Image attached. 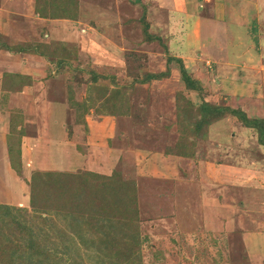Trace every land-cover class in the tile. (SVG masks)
<instances>
[{"label":"rangeland","instance_id":"rangeland-1","mask_svg":"<svg viewBox=\"0 0 264 264\" xmlns=\"http://www.w3.org/2000/svg\"><path fill=\"white\" fill-rule=\"evenodd\" d=\"M255 5V10L247 8L242 14L241 25L230 27L231 46L234 53L237 51L233 59L239 61L234 75L227 77L226 66L218 67L216 61L203 59L204 54L200 57L184 54L185 49L180 44L174 45L175 40L167 43V35L157 39L156 31L148 30L141 13L137 17V9L132 6H126L125 12L137 17L136 22L121 20L123 29L110 28L111 22L99 24L97 29L91 23L85 24L92 17L87 9L90 16L80 18L85 30H77L71 37V33L67 34L68 38L82 41V46L75 42L69 47L73 52V68L65 77V85L61 79L57 82L60 91L64 86L59 100H67L72 85L75 91L72 99L76 97L78 101H68L67 108L56 110L54 124L58 135H51L50 140L43 136L39 143L30 142L26 170L20 157L17 158L26 204L15 201L18 205H11L14 197L9 195L21 188L3 185L9 175L6 171L15 169L11 162L3 161L5 164L0 166L3 180L0 203L16 207L9 213H0V247L8 255L16 252V264H39V261L41 264H264V146L259 144L258 133L245 127L239 116L227 110L222 118L204 129L208 131L206 136L187 129L197 121L199 114L195 111L202 104L211 110L215 108L214 111L232 108L243 111L249 118L264 119V0H255ZM16 16L10 13L1 20H10V25L15 21L16 27L21 22L23 29L29 27L24 21L26 15L22 20ZM12 27L15 26H8V30ZM39 31L40 27L36 28L35 34L39 33L36 40L45 42L48 30ZM15 35L22 36L20 31ZM24 37L27 40L30 36L25 33ZM193 57L197 60H192ZM181 65L191 82H199L194 89L187 85ZM94 74L97 80H93ZM113 93L122 94L121 98L126 100L120 102L117 95L108 102L106 99ZM113 102L122 116L115 117V110L109 115ZM185 107L195 109L187 113ZM7 108L10 107L0 103V125L15 127L20 117L26 118L23 113ZM180 113H185L182 118L178 116ZM62 118L66 119L68 129L66 138L60 132ZM29 126L27 123L23 128L31 129L26 135L35 132L36 127ZM23 136L20 132L15 134L19 145ZM65 150L77 163L67 165L64 174H76L75 179L51 174L48 178L63 179L62 185H76V178L82 177L88 179L86 185H101L90 175L96 173L90 169L102 168L112 171L110 174L117 171L121 179L130 183L131 197L127 199L125 195V199L135 209L130 215L137 219L133 222L134 236L139 239L136 249L127 252L128 246L120 243L117 247L125 253L119 258L104 255L101 248L110 239L107 228L88 225L86 219L77 215L80 209L74 211V216L82 226L72 224L71 215L68 220L63 218L56 211L58 195L54 190L50 192L52 202L48 209L36 212L32 207L31 183L26 182L31 177L28 173L23 176V172L51 168L53 160ZM39 152L47 161L37 158ZM49 155L53 157L51 165ZM226 161L233 162L237 168H220L219 164ZM257 162L262 166L261 163H258L261 167L257 166ZM106 173L96 174L110 175ZM31 182L37 185L39 181ZM226 187L230 193L224 196ZM74 188L73 193L78 196L80 188ZM227 199L233 205L227 212L229 215L220 210L221 204L228 203ZM81 200L82 197L75 199L74 204L81 205ZM74 226L89 230L77 235ZM243 233L248 238L242 240ZM116 234L123 242L130 233L123 230L113 232L112 236Z\"/></svg>","mask_w":264,"mask_h":264},{"label":"crops","instance_id":"crops-1","mask_svg":"<svg viewBox=\"0 0 264 264\" xmlns=\"http://www.w3.org/2000/svg\"><path fill=\"white\" fill-rule=\"evenodd\" d=\"M240 1L241 0H110L105 2L103 0H79L80 16L77 20H70L42 18L38 11V0H0V33H2L0 36V103L2 106H9L10 108H7V110L13 108V110L19 111L23 113V116H26V118L20 117L21 119L18 117L20 119L17 125L19 131H17V126L11 127V125L7 124V126L5 124L0 125V143L5 144V146L2 144L0 147V166L5 164L2 163L3 161H6V163L12 162V157L18 162L17 158L20 157V162L24 169V164L30 161V158L26 155V153L29 155L27 148L30 142L35 141V143H39L40 140H43V136H48L50 140L51 135H58L59 132L54 124L56 120L55 116H57L56 110L61 107L67 108L68 106L65 100L58 99V95L62 93V89L60 91L59 86H54V84H58L56 82L60 79L58 71H56V64L52 63L46 57L15 50L19 44L26 40L24 37L25 33L27 36H30L27 38L26 42H41L40 40H36L39 33L36 32L35 34L36 28L40 27L39 32H42V29L45 31L48 30L46 34L49 35V37L45 41L47 43L50 42L51 38L65 41L70 45L76 42L77 46L78 43L79 46H82V41L78 42L77 38L70 37L73 35L75 36V34H77L75 31L77 30H85L84 27L82 28L84 23L80 18L87 19L90 16L89 11L92 17H90L85 24L91 23L92 27L95 29L99 28L100 25H107V23L110 22V28L116 27L117 29H123L125 26L123 23L136 22L135 18L140 15V12L141 17L144 18L147 26H149L148 30H155L157 37L167 35V43L170 44L171 41L175 40L174 45L179 46L180 44L186 51L183 52L184 54H196L199 57L201 54H204L203 59L208 58L209 61H216L218 67L226 66L225 72L227 73L225 76L227 77L228 75H234V67H237L236 62L239 61L233 59L237 51L234 53L233 46H231L232 33L230 27L232 25H241L244 17L242 14L245 13L246 9L254 8L255 10L257 6L255 5V0ZM126 6H132L137 9V17L127 15V12H125ZM101 10L104 11L100 13ZM7 11L9 13H7ZM256 12L252 13L256 14ZM10 13H14L15 16L18 15L16 16L17 20H22L23 16L26 15L24 21L29 24V27L23 29L21 22H18L19 26L16 27V24L14 25L15 21L10 25V20H1V18H7ZM128 14H130V11ZM105 16L108 17L107 20L109 22L105 20ZM121 20L123 23H121ZM8 26L15 27H12L10 32ZM17 30L18 32L20 31V34H22L24 38L22 36L19 38L15 35L18 33ZM68 33H71L69 38L67 37ZM236 35L238 36V34ZM77 36L80 37L79 33ZM120 40L122 39L120 38ZM114 42L118 43L115 40ZM192 60L197 59L193 57ZM228 66H233L229 73L228 71L230 68ZM23 76L28 77L29 81L27 84L18 83L24 80L22 79ZM53 80L56 82L53 83ZM20 113H18V115H20ZM1 116L0 114V117ZM101 118H99V121ZM27 123H29V127H36L33 129L35 132L32 135L24 134L28 131H24L25 129H23ZM61 125L62 128L60 132H62V135L66 138L69 135L66 127V119L62 118ZM11 128L13 129L10 130ZM21 129L22 131H20ZM30 130L27 133H29ZM16 132L23 133L24 135L22 144L20 145L15 140ZM10 133H12L13 136L10 137ZM53 140L56 141L57 137H54ZM64 148L66 149V147ZM60 155L59 158H55L57 161L53 160L54 164L51 168L48 167L44 169L38 167L35 171L52 172L51 169L53 168V170H58L56 172L57 174H70H64V172L68 169L67 165L70 164L74 166L77 163L75 162V158L71 160L70 156L66 154V150L62 151ZM38 157H43L45 158L44 160L47 161L46 156L40 152L38 153L37 158ZM52 159L53 157L50 156L48 159L50 162L49 165H51ZM258 163L261 162L256 163L257 166H260ZM39 164L43 165L41 161ZM114 164L115 163L111 165ZM221 166H223L222 168L225 166L229 170L237 168V165L231 161L219 164L220 168ZM146 168L151 171L149 165H147ZM227 168L224 170H227ZM90 170L101 174H105L106 172V174H110L112 172L103 170L102 168ZM215 170H217V167ZM6 172L9 175L4 178V181L0 179V185H2L3 181V185H20L21 188L19 192L9 195V197H14L13 203L10 202L11 205L17 206L18 203L15 204V201L26 204L27 201H24V197L22 196L24 190L22 185L25 184L19 177L20 175L15 173L16 170L10 168ZM33 172L34 171L23 172V176L28 173L31 177L27 179L26 182L29 181L31 183ZM223 193L224 196L229 195L230 192L227 191V187L224 189ZM226 201L228 202L229 200L227 199ZM220 207V210H223L224 213L229 215L227 212L228 210L229 212L231 211L233 205H230L228 202L223 205L221 204ZM242 238V240H244L248 238V236L243 233ZM244 244H246V241H244Z\"/></svg>","mask_w":264,"mask_h":264},{"label":"trees","instance_id":"trees-1","mask_svg":"<svg viewBox=\"0 0 264 264\" xmlns=\"http://www.w3.org/2000/svg\"><path fill=\"white\" fill-rule=\"evenodd\" d=\"M37 6L39 8L38 11L42 18L77 20L80 16L79 0H38ZM69 47L71 48V45L65 41L50 38L49 43L47 42L21 43L19 44L18 47L15 48V50L22 51L25 53H32V54L40 55V56L46 57L52 63H55L57 66L58 75L60 76L62 83H64L65 85L66 84L65 77L67 74L70 73L69 70L73 68V65L71 62V59H73L72 58L73 52L72 50L69 49ZM179 62H181V60ZM181 67H182L181 70L187 82V85L190 88L194 89V87H196V84L199 82L195 84L194 82H191L189 76L187 75V70L184 68L183 65H181ZM22 79L24 80L19 81L18 83L27 84L29 81L27 76H23ZM97 79H98V76L94 74L93 80H97ZM55 80H53V83L56 82ZM54 86H58V84H54ZM61 88H62L61 92H63L64 86H62ZM73 89L74 87L70 85L66 103L68 101H70V103L73 101H76V102L78 101V98L76 97L74 100L72 99V97H74V94H75V91ZM117 95H119V93H116V94L113 93L106 100L110 102V100L112 98H115ZM121 95H119L120 102L121 100H126L124 98H121ZM60 100H63V99H60ZM114 106H115V102H113L112 109L109 110V115H112V113H110L111 110H115L113 111L114 112L113 115L115 117L122 116L123 113H120L121 111H116L118 110L119 106L118 105H116L115 107ZM185 108H186L187 113L191 111L192 109H195L194 107L192 109H190L189 107H185ZM214 109L211 110L207 108V106L202 104L201 107L197 109V111H195L196 114H199L197 115V118H196L197 121L193 122L192 123L193 126L192 127L189 126V128L187 129L197 134L201 133L203 135L204 133V135L206 136L208 134V131L207 130L204 131V129L208 128V126H210L211 123L213 122L215 123L217 120L222 118V116L226 114L225 111L227 110V112H230L234 115L239 116L242 119L243 123L245 124V127L250 128L251 130H255L258 133L259 144L264 146V119L249 118L246 116V114L243 111L235 110L232 108H227V109L223 108V109H218L215 111ZM192 113L194 114V112ZM182 114H185V113L178 114L179 118H182L181 117ZM11 160H12L11 163L14 166L13 168L18 172V174L21 175L22 170L20 167L17 166L16 160L13 157ZM50 174L54 176L60 175L57 173L40 172V171H34L32 174V179H33L32 181H35V180L39 181L37 185H34V183L32 185V182H31L30 202L32 204V207L35 208L36 212H41L42 210H44L43 208L48 209L50 203L52 202L51 197H50V194H51L50 192L51 190H54L55 195L56 193L58 195V198H57L58 207L56 211L58 212V214L59 213L62 214L63 218L68 220L71 215L73 216L70 218L71 223L82 226V222L81 221L79 222L78 217L74 216V211L77 209H80L81 212H78L77 215L81 216L79 218L86 219L88 225H91L92 227H94L95 225L97 228H105V229L107 228L106 233H107V236H110V239L106 241V245L101 248L102 251L104 252V255H110V258L112 257L119 258L122 253H125V251L124 252L120 251V247L119 248L117 247L120 243H123L126 246H128L127 252L128 250L136 249L137 245L139 244V239L138 238L136 239V236H134L136 234V226L133 224V222L137 219L135 216L130 215L131 213L135 212V209L133 207L132 202H131V205H129V202H127V200L125 199V195L127 196L126 197L127 199L131 197L130 193H128L129 191L128 187L130 183L124 179H121L117 171H113V173L109 176L108 175L99 176L98 174L90 173L91 176L96 177L95 180L98 179V181H100L99 183L101 185H86L88 183V179L82 178V177L76 178L74 182V184L76 183V185H70L72 184L70 182H69L70 183L69 185H62L64 184L63 179L62 181H60L58 178H55V179L48 178L47 176ZM64 176H70L71 179H75L76 174L71 173V174L64 175ZM49 181L53 183L54 185L52 184L49 185L50 183ZM74 187L80 188L79 190L80 194L78 196H75L73 193L75 190ZM50 188H53V189H50ZM70 195H73V196H70ZM79 197H82V200L79 203L81 205L76 206L74 204V201L77 198L79 199ZM116 197L119 198L118 201L116 200ZM12 208H16V207L11 206L9 204L6 205V204L0 203V213L1 214L9 213ZM17 209H20V208H17ZM100 224H104V225H100ZM72 228L77 232V235H81L82 232H87L89 230L88 228L84 229V228H79V227H78L79 229L78 230L76 229L75 226ZM123 230H127V232L131 234V236L129 234L127 235V237H124L125 240L123 242H121L120 238H117V234L112 236L113 232H120ZM12 252H10V254L8 255L3 250V248L0 247V264H16V261H15L16 252L14 253ZM40 262L41 261H39V264H41Z\"/></svg>","mask_w":264,"mask_h":264},{"label":"clouds","instance_id":"clouds-1","mask_svg":"<svg viewBox=\"0 0 264 264\" xmlns=\"http://www.w3.org/2000/svg\"><path fill=\"white\" fill-rule=\"evenodd\" d=\"M29 200H30V197H29Z\"/></svg>","mask_w":264,"mask_h":264},{"label":"water","instance_id":"water-1","mask_svg":"<svg viewBox=\"0 0 264 264\" xmlns=\"http://www.w3.org/2000/svg\"><path fill=\"white\" fill-rule=\"evenodd\" d=\"M46 35V34H45Z\"/></svg>","mask_w":264,"mask_h":264}]
</instances>
